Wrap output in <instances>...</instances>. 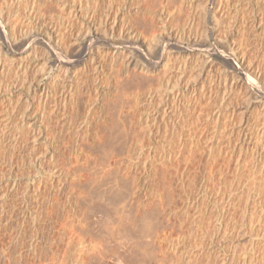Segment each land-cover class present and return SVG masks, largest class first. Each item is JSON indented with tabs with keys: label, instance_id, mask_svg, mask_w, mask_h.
Segmentation results:
<instances>
[{
	"label": "rangeland",
	"instance_id": "rangeland-1",
	"mask_svg": "<svg viewBox=\"0 0 264 264\" xmlns=\"http://www.w3.org/2000/svg\"><path fill=\"white\" fill-rule=\"evenodd\" d=\"M55 1V4H52L53 1H51L50 6L46 7L48 11L45 8L41 11L42 13L40 12L39 15L44 16L43 11H46L44 19L40 18L39 20L36 16H32V25L36 27L39 25L57 26L56 24L60 21L57 27L61 28L64 25L62 20L65 21L67 15L70 16V13H68L70 12V8L73 10L75 7V11L80 14L84 13L86 8L87 11L90 8L89 13H95L94 15H97L95 16L96 18L101 16L99 20L96 19L97 23L99 22L97 27L94 26L95 29L97 28L96 31L101 35V38L95 40V42L87 40L89 50L92 49L93 53H99L95 61L103 64L100 69L101 71L98 70V74H94L92 70L80 68L82 65L76 67L77 70L80 68L79 77L81 79L85 78V80L83 79V84L85 83L83 86L85 88H83L84 90L82 89L81 95H79V97L81 96V101H83L80 104L82 106L81 109L84 111L87 106L90 108L91 114H94V116L90 114L93 122L98 114V106L100 104L104 109L106 107L108 109L112 107V110L116 109L118 106L115 107L110 103L113 99L114 102L119 101L121 93H117V91H128V89L134 91L137 90L135 87L140 84L142 89L140 86L141 92L139 91V97L144 98L149 90L155 95L156 104H159L160 95L162 96L166 92H171L179 81L186 82L188 87H194L196 91H199L197 88L203 87L202 91L206 94H213L215 91L213 80L219 77L223 82L225 73L232 77L229 80L230 82L233 81L232 84L234 81H238L235 82V87H237L235 90L220 95L216 99L212 97L210 98L211 102H207L209 100L205 97L207 100L205 98L200 100L202 105L196 106L194 109V105L192 107L191 103H195V100L192 101L193 98L186 97L181 100V107L185 108V110L187 108L188 111L186 110L183 113L185 121L182 128H180L179 136L187 140L188 145L184 148V154L186 155V152L190 151L187 152L189 153V155L187 154L188 156L183 155L182 158L173 160L175 164L172 162V166L171 162L168 166L165 165V167L169 168V172L167 168L165 169L167 171L165 172V174L167 173L165 175L168 180L167 183L169 185L173 184L169 188L171 194L174 191L172 194L174 195V199L170 205L171 208L169 207L167 210V219L170 223H174L172 226H175L176 222L178 223L174 230H165L168 232L167 236H170L173 245L172 248L168 249L169 252L164 255L165 260L162 263L264 264V134H259L264 130L263 107L261 106L264 103V88L249 85L244 80L240 71L237 68L230 67L232 64L226 59V55L231 53L230 47L239 48L245 53L247 61L258 64L262 72V84L264 85V0H222L223 2L220 5L223 12L220 11L221 8L219 6L217 7L218 3L215 0H210L208 4L206 0H183L184 3H189L190 7L184 8L180 14L181 18L189 14H193L192 16L196 18L197 29L195 38L198 41L196 46L193 47L191 43L193 38L180 36L185 35L181 33L182 19L180 18L171 19L169 25L166 26L167 31L173 35L167 46H165V41L161 40L154 48L150 44V41L153 39L151 38L153 33L150 31H147L146 35L143 36L147 44L140 48H134L132 44L126 43V40L123 38L109 37L103 29L106 24L102 23L103 14H105L108 5L112 4L114 8L112 17L114 13H117V18L119 17L117 21L129 19L131 24L139 27L140 24L138 23L141 22V18L143 17L141 13H143L142 10H145V6L152 8V10L158 7L157 3H153L152 0H104L105 2L103 0H97L98 2L96 0H82V3L80 2L81 0H67L66 7L62 12L64 17H66L64 19L62 17L61 20L56 16L60 10L57 7L58 1ZM94 1L97 2V5ZM204 1L208 8L213 9L216 6L219 10L215 9L216 11H212H215L219 15L217 18L218 24L213 30L214 33L211 32L210 24H207L208 18L202 14ZM106 2H108V5H106ZM51 5L52 8H50ZM66 8H69V10ZM174 10H176V7L171 11ZM255 16L256 19H254ZM79 19H75L76 29L79 27ZM26 21L24 19L22 22L25 25L23 30H29L25 24ZM107 23L109 26L111 23L110 19ZM102 32L106 33L103 34ZM157 33L162 34V29H157ZM19 36H22V34H19ZM66 40L69 41V39ZM109 44L127 46L126 54L133 53L131 55L135 59L138 58V61L150 66L154 65L152 62L157 61L164 48L168 47L166 49L170 53L167 61L168 70L166 72L155 70L150 76H144L145 80L146 78L148 79V81L144 80L142 82L144 87L142 83L138 84L141 80L138 83L136 81H134L135 83L132 82L134 84L129 83V81L127 83L124 76L119 74V66L110 65L108 58H103V62H101L102 57H105L106 49L111 46ZM29 45L34 46V48L24 53H19L21 48ZM186 47H193L190 49V57L182 58L176 55L177 51L184 50ZM4 51L9 54V46L5 45L2 52ZM12 52L14 57H16L14 61L29 63V69L27 74L19 69L18 71L10 70L9 73L8 71L4 72L1 76V83L2 85H6V87L4 85L0 87V148L2 149L0 150V264H62V260L68 252L77 251L76 244L79 237H84L86 241L91 236L104 238V240L110 238V236L109 238L107 237L110 232L108 225L109 222L111 224L116 221V216L114 217L115 213H113L115 203H110L111 209L110 204H108L109 202L104 198L102 199L96 193L87 194L84 200L78 201L76 198L78 189L74 190L67 187L70 182L68 175L65 176L63 173H60L58 177L51 179L52 171L49 170L54 164L51 159L49 161L48 149L50 145L48 144V146L45 143V138L47 137L51 148L53 146L54 152L56 151L55 154H57L58 160H56L57 163L55 162L56 165L62 167V165L68 162L72 166L75 161V155L69 150L71 138H69L66 132H63L60 126L62 123L60 111L56 113L57 115L54 114L51 117L52 120L51 118L46 120L48 123L45 120L44 123L42 122L46 118V113L50 107L49 109H44L42 104L39 102L40 105L37 102L39 101V97L36 85L47 82L46 76L40 73V69L48 52L43 40L34 34L17 43ZM70 59H73V57ZM246 62L245 64L248 63ZM56 65L58 69L56 68L55 72L60 70L62 66L59 62ZM183 65L185 72L184 75H180L175 69L177 67L178 69H182L180 66L183 67ZM170 72L173 76L170 75ZM175 73L177 74L175 75ZM178 75L181 76H179L180 79ZM12 83L16 84V88L12 89V92L8 94V86ZM21 83L22 85H20ZM147 83L151 85L148 86ZM240 83L243 85H240ZM97 84L103 89V93L99 97H97L98 94L94 91ZM145 84L148 86V90ZM55 86V94L58 96L59 85ZM132 86H134V90L130 89H133ZM84 93H86V96H83ZM85 97L90 102H87ZM117 98L119 99L116 100ZM82 104H85V106ZM90 104H92V109ZM50 106L52 107L53 103ZM138 106L140 110L144 109L142 103H139ZM191 107L192 110H190ZM200 107L202 110H205L202 111L199 109ZM115 111L112 112L115 113ZM148 111L150 113L153 112V107L149 108ZM197 111L201 112L200 118L197 120L198 122L195 121L196 117L194 118L195 115L197 116ZM190 112H192V117ZM24 113L25 115H23ZM201 116L203 117L201 118ZM188 119L192 121H188ZM53 120L54 122H52ZM51 122L53 126L50 124ZM21 123H23L22 128L25 129L22 131L23 133L17 129V126ZM201 124H203L201 126L202 129L199 128ZM161 126H163L161 129L162 133L167 130L166 135H168L169 126H164V124ZM59 130L63 132V135H66L60 134ZM34 133L37 134L36 137L39 136L35 141V147L32 146ZM176 134L179 133L177 132ZM187 134L194 135V139L190 140ZM199 134L200 137L198 138ZM53 136H57V139L53 138ZM61 136L63 138L68 137L64 138L65 142L66 139H70L67 141L68 143H63L64 140L61 142ZM143 140L142 143L145 147L141 143V149L144 155L150 146L155 150L158 149L155 153L159 155V149L160 151L163 149L164 143L155 142L156 139H153L154 143L147 138ZM175 140L177 139L174 137V148L177 145V141ZM12 142H14V146L11 145ZM191 142H193L192 145L190 144ZM15 143L17 144L15 145ZM58 143L61 145L59 146ZM63 145L64 147L65 145L68 147L64 148ZM209 146L212 147L209 148ZM60 153L61 156H59ZM69 155L72 157H69ZM144 155L141 154L143 156L141 160L146 157ZM58 157L62 158L59 159ZM257 157H260L258 165L263 168L261 170L259 167L255 170L253 167ZM70 165H64L63 167ZM161 168H164V166ZM258 169L261 172L258 171L257 173ZM139 172L141 173H138V175L141 176L143 173L142 168ZM209 176H212V178H209ZM156 177H152L150 184L146 183L148 188L151 184L155 186L154 181L157 182ZM169 210H172L171 213ZM185 211H189L188 214L193 216L198 212L205 214L203 215L202 213L203 219L201 222L191 225V219H188ZM168 213H170L169 218ZM112 216L113 218L111 219ZM181 216L184 219H181ZM81 225L87 226H84L80 230ZM177 228H179V231H177ZM84 232L87 234L83 236ZM127 232V225L123 222L119 229V235L121 236L119 237H124L122 238L124 240L125 236H129H127ZM136 232L131 233L133 238ZM178 233L181 235H178ZM136 236L137 234L135 238ZM75 252L74 255L76 254ZM127 256L126 253L125 257L127 258Z\"/></svg>",
	"mask_w": 264,
	"mask_h": 264
},
{
	"label": "bare ground",
	"instance_id": "bare-ground-1",
	"mask_svg": "<svg viewBox=\"0 0 264 264\" xmlns=\"http://www.w3.org/2000/svg\"><path fill=\"white\" fill-rule=\"evenodd\" d=\"M51 1H53L52 4H55L54 0H0V87L1 86L3 87L4 85V84L2 85L1 83V76L3 75L4 72L6 73L8 71L9 73L10 70L18 71L19 69H21L25 74H27V71L29 69L28 68L29 63H22V62L19 63L14 61L16 57H14L12 51L14 50L15 45L19 43L22 39H27L28 36L32 34L41 38L44 42L48 55L44 58V62L42 64L43 66L40 69V73L46 76L47 82L43 84L38 83L36 85L37 93L39 97V101L37 102L38 103L40 102L44 109L45 108L49 109L50 107L48 112L45 111L47 112L46 113L47 115L42 122L44 123V120L45 122H47L46 120H49L54 114L60 111L61 119L60 118L59 119L62 120L60 126L63 132H66L69 135V138H71V141L69 142V148H70L69 150L71 151V153H74L75 155L74 156L75 159L73 158L75 161L72 166L68 164V162L62 164L70 165V166L63 167L64 165L61 164L62 165L61 167L56 165L55 164L57 160V156H56L57 154H55L56 151L54 152L53 146L51 148L50 141L47 139V137L46 138L44 137L46 139L45 143H47V145L48 144L50 145L48 149L49 161L51 159L54 164L53 166H51L52 167L51 169L49 168L50 169L49 171H52L51 179H53L54 177L55 178L58 177L60 173H63V175L65 176L68 175L70 177V182L68 183L69 185H67V187L74 190L78 189L76 195L78 201L84 200V198L87 197L86 196L87 194L96 193L102 199L103 198L106 199L109 202L108 204L115 203L113 207L114 209L113 213H115L114 217L116 216L115 217L116 221H114L111 224L109 222L108 230H110V232L107 237L109 238L110 236V238L108 240L106 239L104 240V238L101 239L99 237L95 238L91 236L86 241L84 240V237L83 238L79 237L78 242L76 244L77 251L68 252L62 260V264H163L162 262L165 260L164 255L169 252L168 249L172 248L173 245L170 236H167L168 232H166L165 230L167 229H168L167 231L174 230L176 224L178 223L175 221L176 222L175 226H172L174 223L173 224L170 223L169 220L167 219V210L169 209L171 202L174 199L173 198L174 195H172L174 191L171 194V190L169 188L170 185L173 184L169 185L167 183L168 180L165 177L167 173L165 174V172H167L169 168L165 167V165L168 166V164H170L171 162V166H172L173 160L175 161V159L177 158H182L183 155H185L184 148H186V146L188 145L187 140L184 139L182 136L181 137L179 136L180 128H182L185 121L184 119L185 117L183 113H185V111L187 110V108L185 110V108L181 107L180 105L181 100H183V98L186 97L191 99L193 98L192 101L195 100L194 101L195 103L193 102L191 103H192V107L194 105L193 107L194 109L196 106L202 105L200 103V100H202L205 97H207L209 100L207 102H211L210 98L213 97L216 99L220 95H224L232 90H235L237 88L235 87V82L238 81H234V83L232 84L233 81L231 82L229 81L230 79H232V77L228 76L227 73H225L223 82L219 77L216 80H213L215 85L214 86L215 91L214 92L212 91L213 94L211 93L206 94L205 92L202 91L203 87H201L200 89L197 88V90L199 91H196L194 87L192 88L188 87L186 82L184 83L183 81H179L181 77L180 75L181 74L184 75L185 72L184 71L185 67L183 65V67L180 66V68L182 69H178V67L177 69H175L178 71V73H180V75H178V77L180 76L179 79L175 77L179 82L176 83V85L174 86L175 88L172 89L171 92H166L162 96L159 94L160 95L159 104H156L155 102L156 101L155 95L148 90V86L151 85L148 83H147L148 86L145 84L147 86L146 89L148 90V93L145 95L144 98H140L139 91L142 89L140 83H142L145 80L144 76L147 75L150 76L155 70L158 72H162V71L166 72L168 70L167 61L169 59L170 53L167 52L168 50L166 49H168V47L165 46H167L168 42L171 40L173 35L172 33L167 31L166 26L169 25L171 19L174 20L180 19L181 12L184 10V8L190 7V4L184 3L183 0H152L153 3L155 2L157 3L158 5L157 9L152 10V8H147L145 6V10H142L143 13H141V15H143V17L141 18V22L138 23L140 24V26L136 27L135 25L130 23L129 19L126 20L119 19L121 21L120 22L117 21L119 18V17L117 18L116 15L117 13L116 14L114 13V16L112 17V11L114 9L113 5L112 4L108 5V2H106L108 8L106 9L104 7L106 9V12L102 9V11L105 12V14L102 13L104 15V17L102 16L103 19L102 23L104 22L106 24L104 25L105 28L103 27V29L104 31L107 32V35L109 37L115 36L116 38H123L126 40V43L132 44L134 48L136 47L140 48L147 44L146 39L143 36L146 35L147 31H150L153 33L151 35V38L153 39L150 41L152 48H154L161 40L165 41V46H164L165 48L162 54L160 55L159 59L157 61L152 62L154 65L150 66L148 64H144L138 61L139 60L138 58H137L138 60L135 59L131 55L133 53L126 54L128 48L127 46L109 44L111 46H109L106 49V52L104 51L107 54V57L105 54V57H102L101 62H103V58L105 59L108 58L109 59L108 62L110 63V65L119 66L118 67L119 74L124 76L125 81H127V83L128 81L129 83L130 82L132 83L134 81L138 83L140 80L141 82L138 83L140 84L139 86L135 87V89L137 90H134V86H132L133 89L132 88L130 89L134 91H130L129 89L128 91L125 90H123L122 92L117 91V93H121L120 99L119 98L116 99V100L119 99L120 102L119 101H117L118 103L114 102L113 99L112 102L110 103L115 107L118 106L116 109L113 107L117 111V113L114 109L113 110L111 109L112 107H109L113 112L115 111L116 114L113 113L110 109H108V107L104 109L103 106L100 104L98 106L99 107L98 114L93 122L92 116H94V114L93 113H92L93 115L91 114L90 108H88L87 106L88 109L86 108L84 111L81 109L82 106L80 104L83 101H81L80 99L81 96L79 97V95H81L80 92L82 91V89L85 88V86H83L85 85V83L83 84L85 78H83L84 79L83 80L81 79V77H79V69L80 68L89 69L92 70V72L94 71L93 72L94 74H98V70H100L101 66H103L102 63L95 61V58L98 57L97 55L99 53L97 52L93 53V51H91L92 49L89 50L87 43L88 39L95 42V40H99L101 38V35L96 31L97 28L95 29L94 27V26L97 27V24H99V22L97 23L96 19L99 20L101 16L99 18H96L95 16L97 15H94L95 13H89L88 11H90L89 10L90 8L88 9V11L86 8L85 12L84 13L82 12L81 14L75 11L76 7L73 10L72 8H70V10L69 8H66L70 11V12L67 11L68 13H70V16L69 15H67V17L65 16L66 20L65 21L62 20L64 25H62L61 28L57 27L60 21L58 22V24H56L57 26L39 25L38 27H36L32 25L33 24V21L31 19L32 16H36L37 18H39V20L40 18L42 19L44 16H46L44 14L46 11L45 12L43 11L44 16L42 15L40 16L39 14L43 9L50 6ZM56 1H58L57 7L60 10L56 16L60 20L62 19V17L64 19L65 17L62 12L66 7L65 5L67 3L66 2L67 0H56ZM209 1L210 0H206L207 4L209 3ZM215 1L218 3L217 7L219 6V8H221L222 6L220 4H222L223 1L222 0H215ZM80 2L82 3V0ZM97 2H95V4ZM206 2L203 4L202 14L206 18H208L207 24L208 25L210 24L211 32H213L214 28L218 24L217 18L219 17V15H217V13L215 12L216 10H218V8L215 6V8L210 9L206 6ZM75 6L77 5L75 4ZM170 6L172 7L171 9ZM175 7L176 10L171 11ZM50 8H52V5ZM213 10L215 11L212 12ZM220 11L223 12L222 8L220 9ZM192 15L193 14L184 15L181 18L182 19L181 33L185 35H180V36L185 38H193V41L191 43L194 47L198 42L195 38L197 22H196V18ZM23 18L27 20L25 24L27 25V28L29 30H23L25 28L24 23H22L24 20ZM78 18H80L78 22L79 27L77 26L78 29H76L75 25H76V20ZM111 18H113L112 21ZM109 19L111 22L109 25L110 27L108 26L107 23ZM254 19H256V16L254 17ZM159 28L162 29V34L157 33V29ZM155 29H156V33H155ZM19 34H22V36H19ZM66 39H69V41H67ZM215 40L218 41L219 39H215ZM5 45L9 46V51H10L9 54H7L8 52L6 53L5 51L2 52L3 47ZM33 48L34 46L29 45L25 48H21V50H19V53H24ZM192 48L186 47L184 50H179L176 52V55L181 56L182 58L190 57L191 56L190 49ZM230 51L231 53L226 55L227 61L230 64H232V66L230 67L237 68L242 74L244 80L249 85L256 86L259 88H264V85L262 84V72L260 71L258 64L255 62L247 61L245 53L242 52L239 48L233 46L230 47ZM148 52L150 53V51ZM71 57H73V59H70ZM88 57L89 59H87ZM57 62H59L62 66L60 67V70H57V72H55V69L56 68L58 69V66L56 65ZM245 62L248 65L245 64ZM78 65H82V66L77 70L76 67ZM176 74L177 73H175V75ZM170 75H172V73ZM145 81H148V79L146 78ZM29 83L31 84V82ZM24 84L25 83L23 82V85ZM241 84L242 83H240V85ZM20 85H22V83ZM55 85H59L58 87L59 91L57 90L59 92L58 96L57 94H55L56 93V90L54 89L56 87ZM4 86L6 87V85ZM15 88H16L15 83L10 84L8 86L9 89L8 94H10V92H12L11 90ZM208 89L206 90L208 91ZM147 90L145 91L147 92ZM94 91L98 94L97 97H99L100 94L103 93V89H101L98 84L97 87L94 89ZM85 94L86 93H84L83 96ZM54 95H56L57 97L55 96L56 97L55 98ZM85 100L87 101V98ZM207 102L206 104H208ZM52 103L53 106L51 107L50 104ZM139 103H142L144 105L143 106L144 109L141 110L139 109L138 106ZM82 105L85 106V104ZM90 105L92 109V104ZM261 106L264 109V103L261 104ZM152 107H153V112L150 113L148 109ZM192 107L190 110H192ZM199 109L202 110L201 107ZM263 109L262 112L264 115ZM23 110L25 111L24 107ZM191 113L192 112H190V114ZM200 113L201 112L199 111L197 113V116L196 115L194 116V118L196 117L195 121L199 120ZM23 115H25V113ZM263 115L262 118H264ZM192 116L193 115L191 114V117ZM202 117L203 116H201V118ZM54 120L52 122H54ZM188 121H192V120L188 119ZM52 122L50 123L51 125ZM162 124H164V126H169L168 135H166L167 130L162 133L161 130L163 127L161 126ZM40 126L43 127L42 125ZM201 126H203V124L199 125L200 129H202ZM22 127H23V123L17 126L19 132L25 130ZM32 131L34 132V130ZM63 132H61L60 134H62ZM177 132L179 134H176ZM35 133L32 138L33 141L32 146L34 147L36 146L35 141L39 137V136L36 137L37 134ZM51 134L53 133L51 132ZM259 134L260 135L264 134V130L261 131ZM187 135H189L188 138H190V140L192 138L194 139V135L192 134H187ZM56 137L57 136H53V138ZM174 137L175 139H177L175 140L177 141V145H175L176 146L175 148L173 146V143H175L173 142ZM199 137L200 134L198 138ZM64 138H68V137H64ZM64 138L62 137V140L60 139L61 142H63L64 140L63 143H68L67 141H69L70 139L69 140L66 139L65 142ZM145 138L149 139L152 143H154L153 139H156L155 142H159L160 144L164 143V145L162 146L163 149L161 148L162 149L161 151L159 149V155L155 153V151H157L158 149L155 150L153 149L152 146L148 147L147 152L145 154L146 157L143 160H141L143 158L141 154L144 155V152L142 153L141 146L143 145L142 142L144 141L143 139ZM193 142H191L190 144L192 145ZM60 143H58L59 146L62 144ZM13 144L14 142L11 143V145ZM16 144L17 143H15V145ZM66 146L67 145H65L64 147L63 145L64 148H66ZM193 146L195 145L193 144ZM211 147L212 146H209V148ZM55 148L57 149V147ZM32 149L34 150V148ZM0 150L2 149L0 148ZM189 151L190 150H188L187 152ZM11 152L13 151L11 150ZM187 152L186 155L187 154L189 155V153ZM70 155L69 157H72ZM59 156H61V153ZM259 158L257 157L256 163L253 166L255 170L257 169V167H259L260 170L262 168L258 165ZM5 159L4 161H6ZM163 166L164 168H161ZM141 168L143 170V173L141 176H139L138 173H141L139 172ZM166 168L167 171L165 170ZM260 170L258 169L257 173ZM154 176H157L156 177L157 182L154 181L155 186H152L151 184V186L148 188L146 186V183L150 184L151 179ZM209 178H212V176H209ZM166 184L169 186H167ZM172 205L174 206L173 203ZM110 207L112 209L111 204ZM171 211L169 210L170 213ZM188 212L185 211L188 219L189 220L191 219V225H193L194 223L197 224L198 222H201L203 219L202 216L205 214L202 212L203 213L202 215V213L198 212L196 215L193 216L191 214H188ZM170 213H168V218L170 217L169 216ZM175 215L177 214L175 213ZM112 218L113 216L111 217V219ZM180 218L184 219L182 218V216ZM123 222H125L127 225L128 228L127 236L129 235L128 237L125 236L124 240L122 239L124 237L120 238L121 236L119 235V229ZM179 224L181 225V223ZM84 226L85 225H81L80 230L84 228ZM179 228H177L178 229L177 231H179ZM134 231H137L136 238H135L136 234L134 235L135 239L133 238V236H131V233L132 232L134 233ZM85 234L87 233L84 232L82 235L84 236ZM182 234H183V230H182ZM178 235L181 234L178 233ZM74 252L76 253L75 255ZM126 253L128 255L127 258L125 257Z\"/></svg>",
	"mask_w": 264,
	"mask_h": 264
}]
</instances>
